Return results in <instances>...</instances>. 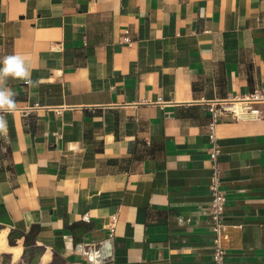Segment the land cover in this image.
I'll use <instances>...</instances> for the list:
<instances>
[{
  "label": "crops",
  "instance_id": "obj_1",
  "mask_svg": "<svg viewBox=\"0 0 264 264\" xmlns=\"http://www.w3.org/2000/svg\"><path fill=\"white\" fill-rule=\"evenodd\" d=\"M17 54L33 83L7 81L0 203L42 260L215 264L207 105L264 89V0H0V61ZM253 108L217 125L227 264H264Z\"/></svg>",
  "mask_w": 264,
  "mask_h": 264
},
{
  "label": "built area",
  "instance_id": "obj_2",
  "mask_svg": "<svg viewBox=\"0 0 264 264\" xmlns=\"http://www.w3.org/2000/svg\"><path fill=\"white\" fill-rule=\"evenodd\" d=\"M130 29L127 28L124 31V41L131 44L133 38L130 33ZM255 104H262L264 107V89L256 88L248 93L229 96L225 99L218 101H211L208 103L207 108L211 112V117L206 125L208 134L211 141L210 156L212 160L213 172L210 177V190L212 192V199L210 202V215L212 221V229L215 237L213 242V256L215 264H227L226 262V247L223 244V216L226 206V195L222 185L221 169L218 163V155L220 152L219 144L217 141V125L219 118L222 114L228 113L235 117H240L245 111L260 116L261 111L258 108H253ZM38 106V104H37ZM48 109H54L56 112H60L58 107H48ZM117 217L112 216L111 222L108 225L110 235L115 233Z\"/></svg>",
  "mask_w": 264,
  "mask_h": 264
},
{
  "label": "clouds",
  "instance_id": "obj_3",
  "mask_svg": "<svg viewBox=\"0 0 264 264\" xmlns=\"http://www.w3.org/2000/svg\"><path fill=\"white\" fill-rule=\"evenodd\" d=\"M0 64V112H13L17 108L15 93L6 86L7 81L9 78H16L32 84L29 66L26 57L19 54L5 56ZM6 133L7 121L4 115H0V134Z\"/></svg>",
  "mask_w": 264,
  "mask_h": 264
},
{
  "label": "flooded vegetation",
  "instance_id": "obj_4",
  "mask_svg": "<svg viewBox=\"0 0 264 264\" xmlns=\"http://www.w3.org/2000/svg\"><path fill=\"white\" fill-rule=\"evenodd\" d=\"M8 224H2L0 228V232L3 229H6ZM13 227V226H11ZM15 229H20L18 227H13L8 233L7 236L10 232H14ZM22 230V229H21ZM35 234L36 230L35 228H31V230L28 232L26 235L24 241L22 243L19 242L20 239L8 240V245L11 247L15 246H22V252L19 255L18 258H14V254L11 251H6L2 250L0 251V264H41L44 263L42 262V259L44 258L43 256V247L36 246L35 243ZM8 239V237H7ZM24 244H28V246H24ZM35 249V252H34ZM36 251L39 252V254L36 255ZM44 264H56V259L53 257L49 261L45 262Z\"/></svg>",
  "mask_w": 264,
  "mask_h": 264
},
{
  "label": "water",
  "instance_id": "obj_5",
  "mask_svg": "<svg viewBox=\"0 0 264 264\" xmlns=\"http://www.w3.org/2000/svg\"><path fill=\"white\" fill-rule=\"evenodd\" d=\"M37 212H32V219L27 218L26 220V224L30 225L31 222H35L37 220H39L38 214H36ZM2 224H8L9 226H14L15 222L12 219L11 215L8 213V211L5 208V205L3 203H0V228ZM88 227H86L85 225H75L73 226V231H74V237H73V243L75 245L80 244L83 242V235L84 233L88 230ZM28 233H26L25 231L21 230V229H15L14 232H10L8 234V240L12 241V240H16V239H20L22 237H26ZM24 246H28V244H24ZM35 252V249H34ZM39 254V252L36 251V255Z\"/></svg>",
  "mask_w": 264,
  "mask_h": 264
},
{
  "label": "bare ground",
  "instance_id": "obj_6",
  "mask_svg": "<svg viewBox=\"0 0 264 264\" xmlns=\"http://www.w3.org/2000/svg\"><path fill=\"white\" fill-rule=\"evenodd\" d=\"M6 235H7L6 229L0 232V251L2 250L11 251L14 254V258H18L22 252V246L21 245L15 247L9 246L6 240Z\"/></svg>",
  "mask_w": 264,
  "mask_h": 264
},
{
  "label": "rangeland",
  "instance_id": "obj_7",
  "mask_svg": "<svg viewBox=\"0 0 264 264\" xmlns=\"http://www.w3.org/2000/svg\"><path fill=\"white\" fill-rule=\"evenodd\" d=\"M6 240H7V242H8L7 235H6ZM23 241H24V239H23V238H20L19 242L22 243ZM15 259H16V258H15ZM42 261H43V260H42Z\"/></svg>",
  "mask_w": 264,
  "mask_h": 264
}]
</instances>
